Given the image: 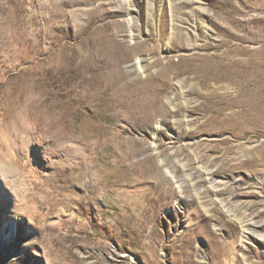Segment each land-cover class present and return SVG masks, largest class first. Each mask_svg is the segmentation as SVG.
Listing matches in <instances>:
<instances>
[{
	"label": "rangeland",
	"instance_id": "obj_1",
	"mask_svg": "<svg viewBox=\"0 0 264 264\" xmlns=\"http://www.w3.org/2000/svg\"><path fill=\"white\" fill-rule=\"evenodd\" d=\"M0 264H264V0H0Z\"/></svg>",
	"mask_w": 264,
	"mask_h": 264
}]
</instances>
